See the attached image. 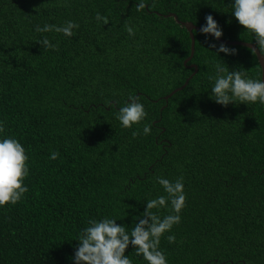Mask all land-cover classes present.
I'll list each match as a JSON object with an SVG mask.
<instances>
[{
	"label": "trees",
	"instance_id": "16d2710c",
	"mask_svg": "<svg viewBox=\"0 0 264 264\" xmlns=\"http://www.w3.org/2000/svg\"><path fill=\"white\" fill-rule=\"evenodd\" d=\"M145 3L138 12L135 0H0V121L29 156L28 191L0 207V264H72L87 221L108 216L132 228L145 200L163 194L156 176H182L186 195L180 223L160 239L168 264H264L262 105L216 104L207 79L220 58L252 78L260 65L243 45L224 43L237 53L218 56L208 43L221 42L193 30L190 76L189 33L171 14L197 26L211 14L221 38H254L231 16L230 0ZM66 20L79 24L71 38L34 31ZM42 36L56 49L41 46ZM129 94L147 117L122 128L116 114ZM125 255L146 264L131 245Z\"/></svg>",
	"mask_w": 264,
	"mask_h": 264
},
{
	"label": "clouds",
	"instance_id": "9594fccd",
	"mask_svg": "<svg viewBox=\"0 0 264 264\" xmlns=\"http://www.w3.org/2000/svg\"><path fill=\"white\" fill-rule=\"evenodd\" d=\"M136 10H144L147 5L145 0H135ZM231 16L240 26L252 34L255 47L250 48L253 57L264 58V0H230ZM94 19L101 25H106L109 19L105 15L96 13ZM198 32L212 40H219L222 29L211 14L204 17ZM79 28L73 20H66L61 24L45 22L43 26L37 25V33H57L66 38H71ZM128 35H135L134 26L125 24ZM196 31V30H194ZM37 42L45 49L55 50L57 45L52 43L47 36H42ZM209 48L219 56V53L236 55L237 49L208 43ZM214 69L207 79L210 82L209 98L216 104L227 106L231 104H260L264 105V79L252 78L246 72L238 69L230 70L223 59L213 61ZM147 117L145 106L140 101L139 95L129 94L127 100L117 110L116 119L122 128H132L140 125ZM4 122L0 121V207L15 205L28 191L24 184L29 175V156L23 144L15 137L3 135ZM150 125H142L139 134L149 135ZM135 138L138 131H132ZM58 156L56 151L50 152L49 159ZM155 183L160 186L163 194L145 200V210L135 221L132 228L126 229L124 224H118L117 219L103 216L99 219H89L87 226L78 233L76 246L71 257L72 264H132V260L125 255L126 249L131 245L135 248L136 255L141 257L146 264H168L166 254L160 249L161 236L170 232L174 225L181 221L180 212L185 206L186 195L184 192L183 177L169 180L163 176H156ZM161 209H170L169 214L162 218L156 214ZM169 243L175 241L174 235L165 237Z\"/></svg>",
	"mask_w": 264,
	"mask_h": 264
},
{
	"label": "water",
	"instance_id": "95a60500",
	"mask_svg": "<svg viewBox=\"0 0 264 264\" xmlns=\"http://www.w3.org/2000/svg\"><path fill=\"white\" fill-rule=\"evenodd\" d=\"M171 15H173L175 20L178 23H180L181 25H183L186 28V30L188 31V33H189V37H190V53L184 59L183 62L186 65V67L194 68L192 73L190 74V76H191L192 74H194V72L196 70V65L192 64V63L191 64H186V63L190 60V58L192 57L193 52H194V35H193L192 31L193 30H198L200 26H197V25L191 23L190 21H180V20L177 19V17L173 13ZM218 41H220L222 43H226V44H231V45H243V46H246L248 48L255 47L254 42H247V41H240V40H227V39H223V38H220ZM256 58H257V61H258L259 65H260V69H261L260 77H262V79H264V58L259 59V54H257ZM190 76L184 81V83L181 86L173 89L170 93H168L166 96H164V99L167 100L175 91L180 90L181 88H183L186 85V83H187L188 79L190 78ZM262 110H263V118H264V105H262Z\"/></svg>",
	"mask_w": 264,
	"mask_h": 264
}]
</instances>
